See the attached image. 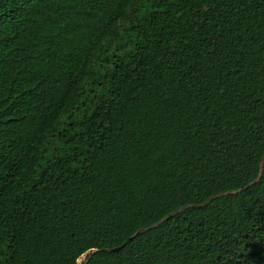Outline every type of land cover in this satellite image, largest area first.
<instances>
[{"label": "trees", "instance_id": "1", "mask_svg": "<svg viewBox=\"0 0 264 264\" xmlns=\"http://www.w3.org/2000/svg\"><path fill=\"white\" fill-rule=\"evenodd\" d=\"M89 250L264 264V0H0V264Z\"/></svg>", "mask_w": 264, "mask_h": 264}, {"label": "water", "instance_id": "2", "mask_svg": "<svg viewBox=\"0 0 264 264\" xmlns=\"http://www.w3.org/2000/svg\"><path fill=\"white\" fill-rule=\"evenodd\" d=\"M138 234V233H137ZM137 234H135L134 236H136ZM133 236V237H134ZM133 237H130L127 241L128 242H130L132 239H133ZM124 245L125 244H122L121 246H119V247H116V248H113V249H111V250H109L110 252H113V253H115V252H118L121 248H123L124 247ZM95 250H89L88 252H86V253H89V252H94ZM85 253V254H86Z\"/></svg>", "mask_w": 264, "mask_h": 264}, {"label": "rangeland", "instance_id": "3", "mask_svg": "<svg viewBox=\"0 0 264 264\" xmlns=\"http://www.w3.org/2000/svg\"><path fill=\"white\" fill-rule=\"evenodd\" d=\"M89 253H90V252H89ZM87 254H88V253L82 255V256L79 258V260L77 261V264H81V263L85 260V257H86Z\"/></svg>", "mask_w": 264, "mask_h": 264}]
</instances>
